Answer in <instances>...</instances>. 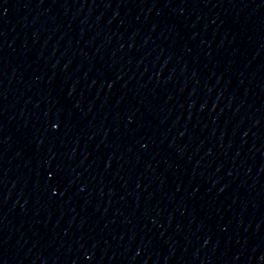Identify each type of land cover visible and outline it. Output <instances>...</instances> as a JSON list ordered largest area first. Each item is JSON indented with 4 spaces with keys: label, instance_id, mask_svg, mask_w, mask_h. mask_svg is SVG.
Returning a JSON list of instances; mask_svg holds the SVG:
<instances>
[{
    "label": "water",
    "instance_id": "1",
    "mask_svg": "<svg viewBox=\"0 0 264 264\" xmlns=\"http://www.w3.org/2000/svg\"><path fill=\"white\" fill-rule=\"evenodd\" d=\"M0 264H264V0H0Z\"/></svg>",
    "mask_w": 264,
    "mask_h": 264
}]
</instances>
